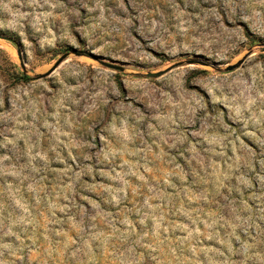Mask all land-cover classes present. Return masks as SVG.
<instances>
[{
  "label": "rangeland",
  "instance_id": "rangeland-1",
  "mask_svg": "<svg viewBox=\"0 0 264 264\" xmlns=\"http://www.w3.org/2000/svg\"><path fill=\"white\" fill-rule=\"evenodd\" d=\"M0 264H264V0H0Z\"/></svg>",
  "mask_w": 264,
  "mask_h": 264
},
{
  "label": "water",
  "instance_id": "water-1",
  "mask_svg": "<svg viewBox=\"0 0 264 264\" xmlns=\"http://www.w3.org/2000/svg\"><path fill=\"white\" fill-rule=\"evenodd\" d=\"M73 52H74L75 55H78V56H79V55H83V54H85V51H83V50H77V49H75ZM88 54H89V56H90L91 58L98 60L99 63H100L101 65H103V66H106V67H108V68L115 69V70H122V67H121L120 65H117V64H115V63L107 62V61H104V60H102V59H99V58H98L96 55H94L92 52H88ZM65 56H66V55H62V56L58 59L57 63H59L60 61H62V60L65 58ZM239 64H240V62H238V63H236V64L228 65V66H226L225 70H232L233 68L237 67ZM158 74H159V72H154V73L149 72V73H148V75H151V76H152V75H158Z\"/></svg>",
  "mask_w": 264,
  "mask_h": 264
},
{
  "label": "trees",
  "instance_id": "trees-1",
  "mask_svg": "<svg viewBox=\"0 0 264 264\" xmlns=\"http://www.w3.org/2000/svg\"><path fill=\"white\" fill-rule=\"evenodd\" d=\"M21 78H22V79H27V77H26V76H21Z\"/></svg>",
  "mask_w": 264,
  "mask_h": 264
}]
</instances>
